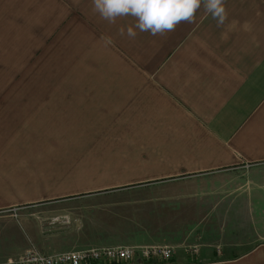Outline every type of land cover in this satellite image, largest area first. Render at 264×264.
I'll return each mask as SVG.
<instances>
[{"label": "crops", "instance_id": "0c3cea01", "mask_svg": "<svg viewBox=\"0 0 264 264\" xmlns=\"http://www.w3.org/2000/svg\"><path fill=\"white\" fill-rule=\"evenodd\" d=\"M224 6L223 25L202 5L192 23L175 31L152 36L136 29L129 38L119 29L135 18L110 24L92 0H0V261L33 248L50 255L150 244L133 238L137 225L127 221L146 213L147 202L208 201L241 187L214 185L239 173L248 176L244 197L252 205L264 198V0H225ZM87 35L90 52L103 54L114 76L77 79L89 93L65 97L70 111L53 127L92 128L115 140L43 143L35 158L32 143H21L29 146L26 158L17 160L18 132L31 124L11 109L21 101L8 92L18 84V71L30 70L34 55L49 47L65 39L80 46ZM64 154L91 168L69 173L74 184L68 189L61 184ZM192 183L199 190H183ZM221 254L128 264L264 262L254 254Z\"/></svg>", "mask_w": 264, "mask_h": 264}, {"label": "rangeland", "instance_id": "374dc122", "mask_svg": "<svg viewBox=\"0 0 264 264\" xmlns=\"http://www.w3.org/2000/svg\"><path fill=\"white\" fill-rule=\"evenodd\" d=\"M89 38L88 35L83 37L80 46L72 39H65L64 45H54L49 47V51L34 55L33 66L30 70L18 71V84L15 87H10L8 92L17 93V97L21 101L16 102L15 107L11 109L23 113L24 117H16L17 120H27L26 123L31 121V126L27 125L26 129L24 127L26 124H23L20 129L25 133L18 132L20 135L17 141L20 143L13 155L17 160L26 158L24 149L29 146L21 145V143H32V153L35 158L41 153L43 143L115 140L113 134L92 133V128L61 126L57 129L53 127V122L57 117L65 115L68 112L66 110L70 111L68 108L64 109L69 104L65 97L72 99L74 95L89 93V87L78 85L77 79L114 76V70L109 67V61H105L104 55L90 52ZM91 41L94 42V40ZM24 74L25 76H22ZM25 81L27 84H24ZM5 89L7 87H2V92ZM30 96L31 102L29 101ZM66 121L68 123V120ZM2 147L6 146L2 145ZM64 152L76 153L72 150ZM6 156L8 155L5 152L2 157ZM84 164L73 162L69 156L64 154L59 165H62L61 169H64L65 178L61 184L68 186L66 189L74 184L67 181L71 179L68 177L69 173L74 170L75 173H78V170L83 173L85 170L88 172L91 169L88 164ZM48 177L52 178L54 174L49 171ZM244 179L248 184V176L239 173L231 179L233 181L214 182L216 186L233 184L241 187L222 190L220 197H210L208 201L201 197H193L187 200L189 202L187 204L183 202L164 207H154L147 202L141 208L146 213L127 219L128 222L137 225L135 230H131L130 233H137V235H132L133 238L151 242L147 245L171 246L175 251L174 258L178 260L187 256L201 257L207 250H221L223 256L238 255L242 257L254 254L257 259L260 257L263 260L264 198L259 197L261 200L253 201L252 205L251 197L243 195L248 188L247 186L245 189L243 185ZM187 186L183 190L195 192L200 188L194 183ZM182 200L184 201V199ZM153 210H157V212H153ZM256 264H264V262L257 261Z\"/></svg>", "mask_w": 264, "mask_h": 264}, {"label": "clouds", "instance_id": "9594fccd", "mask_svg": "<svg viewBox=\"0 0 264 264\" xmlns=\"http://www.w3.org/2000/svg\"><path fill=\"white\" fill-rule=\"evenodd\" d=\"M92 3L94 10L110 24H115L119 17H134V25L119 29L121 36L129 38L136 37V29L152 36L175 31L182 22L192 23L202 5L218 26L223 25L227 16L225 0H92Z\"/></svg>", "mask_w": 264, "mask_h": 264}, {"label": "built area", "instance_id": "2783aa9c", "mask_svg": "<svg viewBox=\"0 0 264 264\" xmlns=\"http://www.w3.org/2000/svg\"><path fill=\"white\" fill-rule=\"evenodd\" d=\"M174 254L168 245L101 247L50 255L33 248L15 260L0 261V264H128L138 259L166 262Z\"/></svg>", "mask_w": 264, "mask_h": 264}, {"label": "trees", "instance_id": "16d2710c", "mask_svg": "<svg viewBox=\"0 0 264 264\" xmlns=\"http://www.w3.org/2000/svg\"><path fill=\"white\" fill-rule=\"evenodd\" d=\"M148 263H151V262H148Z\"/></svg>", "mask_w": 264, "mask_h": 264}]
</instances>
